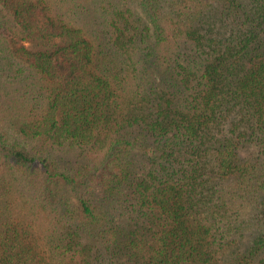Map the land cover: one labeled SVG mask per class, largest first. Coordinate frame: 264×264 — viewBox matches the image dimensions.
Here are the masks:
<instances>
[{
    "label": "trees",
    "instance_id": "16d2710c",
    "mask_svg": "<svg viewBox=\"0 0 264 264\" xmlns=\"http://www.w3.org/2000/svg\"><path fill=\"white\" fill-rule=\"evenodd\" d=\"M0 264H264V0H0Z\"/></svg>",
    "mask_w": 264,
    "mask_h": 264
}]
</instances>
